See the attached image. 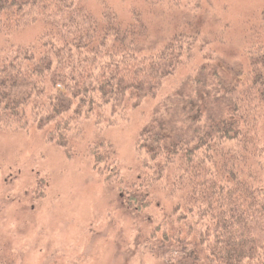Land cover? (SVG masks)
Segmentation results:
<instances>
[{
	"label": "trees",
	"instance_id": "16d2710c",
	"mask_svg": "<svg viewBox=\"0 0 264 264\" xmlns=\"http://www.w3.org/2000/svg\"><path fill=\"white\" fill-rule=\"evenodd\" d=\"M116 12L105 3L91 11L85 0H0V31L42 25L35 41L0 51V125H34L72 143L77 118L140 107L202 52L140 136L145 184L177 200L158 223V243L170 256L181 243L167 236L187 238L191 264H264V6L247 17L236 55L234 42L223 54L211 49L209 15L199 10L161 41L138 9L130 19ZM150 236L139 241L150 245Z\"/></svg>",
	"mask_w": 264,
	"mask_h": 264
},
{
	"label": "rangeland",
	"instance_id": "374dc122",
	"mask_svg": "<svg viewBox=\"0 0 264 264\" xmlns=\"http://www.w3.org/2000/svg\"><path fill=\"white\" fill-rule=\"evenodd\" d=\"M173 1L171 5L172 0H85V4L95 12L108 4L126 19L138 9L149 25L150 39L156 41L163 40L166 31L171 34L182 14L199 10L200 17L209 15V26L202 32L208 39L214 35L211 49L223 54L234 42L235 55L241 52L247 17L264 6L263 0ZM41 31L38 23L1 30L0 51L35 41ZM202 61L198 51L187 67L165 81L157 98L138 108L124 112L119 108L98 120L93 115L77 118L69 127L76 130L72 143L64 140L61 145L55 134L50 139L34 125H0V264H191L183 253L187 238L167 236L180 241V250L169 256L165 246L161 252L158 242L165 229L158 223L177 200L167 190L145 184L148 157L140 136L162 96ZM147 191L151 198L145 196ZM203 230L204 221L194 225V233ZM143 233L151 235L150 245L139 241Z\"/></svg>",
	"mask_w": 264,
	"mask_h": 264
}]
</instances>
